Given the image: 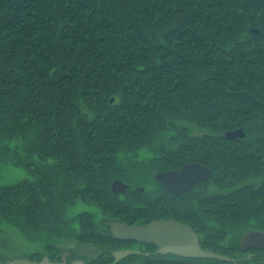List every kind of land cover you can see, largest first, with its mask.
Masks as SVG:
<instances>
[{
  "label": "trees",
  "instance_id": "16d2710c",
  "mask_svg": "<svg viewBox=\"0 0 264 264\" xmlns=\"http://www.w3.org/2000/svg\"><path fill=\"white\" fill-rule=\"evenodd\" d=\"M191 124L208 131L194 134ZM240 127L244 137L225 135ZM250 127L264 129V0H0V139L21 136L31 158L22 165L35 175L0 183V221L34 230L48 207L51 224L52 199L63 205L72 187L69 194L115 216L174 215L205 238L249 219L262 226L264 179L248 178L264 175V132L249 137ZM154 143L160 170L198 161L213 170L211 180L233 187L202 195L201 181L172 196L161 184L152 193L130 188V204L111 202L120 194L107 168L119 172ZM36 155L71 173L55 180L52 162L36 167ZM186 196L197 203L192 211ZM80 215L77 238L101 242L98 231L84 230L87 209Z\"/></svg>",
  "mask_w": 264,
  "mask_h": 264
},
{
  "label": "rangeland",
  "instance_id": "374dc122",
  "mask_svg": "<svg viewBox=\"0 0 264 264\" xmlns=\"http://www.w3.org/2000/svg\"><path fill=\"white\" fill-rule=\"evenodd\" d=\"M113 98L114 96H112L110 100H113ZM179 117L180 115L174 116L172 118L179 119ZM189 127L190 128L193 127L192 132L194 134H202L205 131H208V129H206L205 127H198L197 125L194 126V124H191V126L189 125ZM30 131L31 130H27V133L29 134ZM250 131L251 132L249 133V137L255 136L257 134L255 136V139H257L256 137L259 138L263 136L259 134H262L264 132V129L250 127ZM163 134L170 135L171 133L167 131L164 132ZM23 135L24 134H22V136ZM245 135H246V131H245ZM167 137H168L167 135H162L160 138L167 140ZM238 137H244V136H238ZM20 138H21L20 135L19 136L15 135L8 141L0 139V183L9 184L21 180L25 177L31 179L35 176L34 173L30 171L29 167H26V165H22L23 161L27 162L26 158L29 159L31 158L28 157V155L26 154L23 155L25 151L22 148L23 144L18 142V139ZM169 141L171 142V140ZM6 142L7 145L5 144ZM3 147L6 149H3ZM157 147L158 146L156 143H154L153 145H146L144 147H141L134 154H131L130 156L131 160L128 163L123 164L119 172L114 171L112 166L108 167L107 171L109 175L112 176L110 180V186L114 178H120L128 182L130 185L126 191L130 190V188L133 189L140 188V189H144L149 193H152L155 192L157 189H159L160 188L159 185H161V182L154 177V172L160 170L159 167H161V162L158 158V155H156L158 151ZM36 149L37 147H34V145H32L28 153L34 155L36 154V152H34ZM23 156H24V160L22 159ZM33 158L36 159V161H34L36 162V167H38V165H41L43 161L47 162V160H49L50 162H52V165L51 166L48 165V167L51 168V171L54 170L55 172H57V174L54 175L55 180L62 181L63 180L62 178L64 177V172L71 173L70 171L71 169H69V166L67 167L58 163L54 164L50 158H45L42 160V158L40 157L41 161L40 159H38L39 157H37V155L33 156ZM31 163H33V161ZM41 169L44 168L41 166ZM117 173H121V176L116 175ZM253 174L255 176L249 177L248 181L253 183H260L264 179L263 174H258V173H253ZM100 175L104 176V173H100ZM70 176L72 177L71 180L72 183H74L75 180V183L79 184V182L76 181L78 176L75 173L70 174ZM203 182L205 183L206 188L204 187L205 188L204 191L201 192L202 195L209 194L210 192H211L210 194H217L218 192L221 193L226 192L227 188L231 189L233 187L231 185L229 187L226 186V184L223 185L222 182H219L215 179L212 180L208 179ZM235 185L236 187L239 186V184H235ZM71 188L72 187H68L65 189L66 199L63 205L59 202L60 200L58 199V197L52 199L55 201L51 203L53 206L57 207V211L54 212L56 215L54 218H52L51 224H49L44 219V217L49 214V212L47 211L48 207H44L42 209L41 214L43 218L40 220V223L42 224L40 225L39 228L37 227L34 230L30 229L29 231L22 232L17 226L18 224L16 223L17 222L16 219H10V221H6V220L0 221V236H2L4 240H6L5 250L8 251L10 249L9 251H11L12 253L23 255L30 253L31 251L36 249L40 251H48L58 246L67 247L75 243L76 240L83 241L85 243L86 242L95 243L96 245L99 246V244L109 239L111 236L107 234L110 233V223L115 219L114 217H118V216H115L112 210L106 212L103 206L93 202V200L90 199L89 197L81 198L80 197L81 195L74 193L69 194V189ZM126 191L119 193H115L113 191V193L120 195L118 198L112 200L114 195L111 194L110 195V197L112 198L111 202L122 200L124 203L130 204V202L135 201V194L133 193L129 194L126 193ZM147 195L149 196L148 193ZM184 201L186 204L189 205L188 210L190 211H192L190 205L195 206L197 204V203H193L194 202L193 199L190 198L189 196H186V199ZM86 209L88 214L87 217L90 219L89 221L90 223H88L86 227L84 226V230L85 232H93V230L98 231V233L101 234L100 235V239L102 240L101 242L92 241L89 237L92 235H88V236L86 235L88 238L85 237L83 239L77 238L79 232L82 230L81 229L82 226L80 223L81 222L80 213L82 214V212L85 211ZM200 209H198L199 213H200ZM11 217L20 218L17 216H11ZM211 219L213 221H216L215 224H217L218 222L216 220L217 218L211 217ZM14 220L15 222H13ZM219 221H221V219ZM20 223H19L20 225L22 224L25 226L28 225V223L25 220H22ZM195 224H197V222H195ZM254 224L255 222L253 219H249L248 221H245V223L242 224H239L238 222V224L234 226V230L232 232L227 233L224 236V237L227 236L226 238H224L226 239L225 243L227 242V240L230 242L232 241L234 242L236 240V237L237 238L239 237L240 233L246 230L247 227L254 226ZM257 227H264V222L262 223V226H257ZM214 238H218V237H214ZM221 242L223 243V240H221ZM11 252L9 254H11ZM92 252H94V250L92 249L87 250V253H92Z\"/></svg>",
  "mask_w": 264,
  "mask_h": 264
},
{
  "label": "flooded vegetation",
  "instance_id": "af4514ba",
  "mask_svg": "<svg viewBox=\"0 0 264 264\" xmlns=\"http://www.w3.org/2000/svg\"><path fill=\"white\" fill-rule=\"evenodd\" d=\"M206 180L208 179L198 180L190 188L194 187L197 183ZM189 189L179 194H173L170 191L168 192L172 196H179L187 193ZM114 218L113 221H122L129 224H145L153 220L168 218H174L188 223L174 215L150 218L146 222H136L131 216H118ZM192 228L197 233L199 244L203 249L213 251L225 257L184 256L168 249H161V246L154 241L144 242L135 239H120L114 235L99 244V246L95 243H85L76 240L75 243L67 247L58 246L48 251H40L36 249L30 253L20 255L12 253L9 251L10 249L8 251L5 250L6 240L0 236V264H10V260L15 258H27L37 264H44V262L45 264L47 262H66L67 264H111L115 260L114 251L125 249L136 250V252L121 256L113 264H264V242H256L255 240L244 242L242 239V235L250 230L264 232V227H247L246 230L239 234L238 238L236 237L234 242L227 240L228 243H225L226 239H224L227 236L205 238L204 233H202L200 229L193 226ZM221 240H223V243ZM88 249H92L94 252L87 253ZM10 252L11 254H9Z\"/></svg>",
  "mask_w": 264,
  "mask_h": 264
},
{
  "label": "water",
  "instance_id": "95a60500",
  "mask_svg": "<svg viewBox=\"0 0 264 264\" xmlns=\"http://www.w3.org/2000/svg\"><path fill=\"white\" fill-rule=\"evenodd\" d=\"M255 31H257L255 29ZM227 137L245 136L243 128H236L226 131ZM214 175L213 170L204 163L193 161L184 163L180 168L169 170H158L154 172V177L158 179L166 190L173 194L183 193L195 182L202 179H210ZM129 183L114 178L111 182V188L115 193L124 192L128 189ZM110 232L120 239H135L144 242H157L161 249H168L184 256H202V257H225L210 250H205L199 244V237L195 230L188 223L174 218L153 220L145 224H129L122 221H112ZM244 242L255 240L264 242V232L250 230L242 235ZM136 252V250H115V260L121 256ZM10 264H37L27 258H15L10 260ZM45 264V262H44ZM46 264H67L66 262H55Z\"/></svg>",
  "mask_w": 264,
  "mask_h": 264
}]
</instances>
